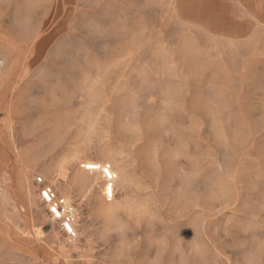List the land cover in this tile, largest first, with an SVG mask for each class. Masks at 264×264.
<instances>
[{
    "label": "rangeland",
    "instance_id": "374dc122",
    "mask_svg": "<svg viewBox=\"0 0 264 264\" xmlns=\"http://www.w3.org/2000/svg\"><path fill=\"white\" fill-rule=\"evenodd\" d=\"M243 7L0 0V264H264V26Z\"/></svg>",
    "mask_w": 264,
    "mask_h": 264
},
{
    "label": "built area",
    "instance_id": "2783aa9c",
    "mask_svg": "<svg viewBox=\"0 0 264 264\" xmlns=\"http://www.w3.org/2000/svg\"><path fill=\"white\" fill-rule=\"evenodd\" d=\"M87 171L100 173L102 177L108 182V195L113 197L112 182L114 180L111 169L106 165L91 163L85 166ZM40 196L42 202L47 207L49 214L55 222L59 223L64 233L68 236L75 235L77 223V211L73 205L65 204L57 198L54 191L45 187L41 190Z\"/></svg>",
    "mask_w": 264,
    "mask_h": 264
},
{
    "label": "crops",
    "instance_id": "0c3cea01",
    "mask_svg": "<svg viewBox=\"0 0 264 264\" xmlns=\"http://www.w3.org/2000/svg\"><path fill=\"white\" fill-rule=\"evenodd\" d=\"M243 5L246 17L238 21L231 18L229 20L238 22L237 27L244 30H250L255 27L257 29L262 28L264 26V0H243Z\"/></svg>",
    "mask_w": 264,
    "mask_h": 264
},
{
    "label": "bare ground",
    "instance_id": "6f19581e",
    "mask_svg": "<svg viewBox=\"0 0 264 264\" xmlns=\"http://www.w3.org/2000/svg\"><path fill=\"white\" fill-rule=\"evenodd\" d=\"M2 73V72H1Z\"/></svg>",
    "mask_w": 264,
    "mask_h": 264
}]
</instances>
